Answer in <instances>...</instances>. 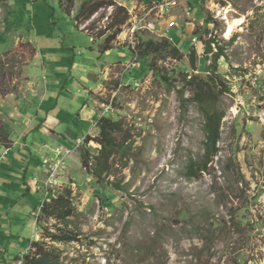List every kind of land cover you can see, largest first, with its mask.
<instances>
[{"label": "rangeland", "instance_id": "rangeland-1", "mask_svg": "<svg viewBox=\"0 0 264 264\" xmlns=\"http://www.w3.org/2000/svg\"><path fill=\"white\" fill-rule=\"evenodd\" d=\"M61 1L0 0V146H12V136L17 139L22 132L19 124L34 118L44 86L49 85L51 92L57 85L63 74L51 72L53 69L61 66L69 79L74 58L88 61L86 52L101 48L82 30L94 23L96 32L104 30L113 10L100 11L78 28L75 14L83 0L74 1L72 14L62 8ZM113 1L128 10L130 19L111 53L100 52L111 70L103 97H98L102 103L97 117L101 116L96 121L100 123L104 117L125 120L128 144L132 145L129 159L116 157L112 175L106 177L124 190L107 183L98 185L91 177L87 180L76 156L66 160L76 182H59L61 188L53 191L55 197L71 196L75 210L69 218L70 229L80 234V241L59 245L64 262L264 264V0H191L190 16L184 10L190 4L182 1L167 15L159 11L147 15L165 0ZM146 15V20H140ZM240 19L242 23L227 38L228 22ZM171 21L177 27L169 30ZM195 32L198 48L192 43ZM165 38L168 45L163 43ZM214 38L213 53L219 47L224 51L218 71L230 92L218 102L225 114L219 153L208 171L189 179L185 168L190 157L202 154L204 120L195 105L184 113L178 91L186 86V75L190 79L209 70L212 54L205 55L204 50ZM150 42L162 46L146 49ZM172 44L180 49V58L173 56ZM192 52L197 55V70L190 66ZM145 53L148 57L142 59ZM89 55L91 61L96 60ZM152 62L161 78L151 70ZM91 81L88 87L95 89L97 84ZM186 88V97H190L192 87ZM99 134V125L93 128L92 124L88 136ZM72 144L75 148L79 142L74 139ZM90 145L85 147L97 155L99 147L93 142ZM47 178L48 168L45 182ZM41 204L36 212L39 233L32 241L43 240L44 230L54 232L59 224L44 216ZM3 206L7 208L2 210V225L34 221L27 206V214L9 212L4 201ZM32 241L29 238L20 251L30 248Z\"/></svg>", "mask_w": 264, "mask_h": 264}, {"label": "crops", "instance_id": "crops-1", "mask_svg": "<svg viewBox=\"0 0 264 264\" xmlns=\"http://www.w3.org/2000/svg\"><path fill=\"white\" fill-rule=\"evenodd\" d=\"M189 1L191 3V0ZM91 38L100 47L102 41H96L92 36ZM54 53L52 55H55ZM89 53L95 55V61H91L92 56ZM106 53H111V50ZM86 54L89 56L88 61L75 60L74 58L70 67L69 79H67L66 72L59 69L61 66L51 71L63 74L58 76L57 85L51 92L48 91L50 90L49 85L44 86V94L39 101L38 108L34 111V118L27 122L26 126L19 124L22 132L16 136L17 139L12 136V146H0V221L5 214L2 210L6 211L4 208H7L3 206V201L8 203L9 212L27 214V211H24L27 206L31 208L30 215L33 214L34 217V221H27L25 225L0 224V264H21L22 257L29 248L22 251L20 249L29 238L32 241L38 237L39 232L36 233V230L39 229V225L36 212L38 206L46 199L44 189L46 165L44 160L54 159L56 150L73 148L74 139L81 143L83 138L92 132V122L101 116L100 114L97 117V114L100 113V103H102L98 97H103L102 93L107 87L106 82L111 66H108V61L102 59L100 49L98 52L93 50ZM38 58L36 50L35 59ZM72 70H77L83 75L78 77L73 74ZM91 80L97 84L95 89L88 87ZM23 142L25 145H22ZM71 156H76V159H79L82 168L79 151L75 150L68 155L65 158V163ZM64 169L65 173L61 172L58 182L67 185L70 180L75 181V179L72 178L70 165L65 164ZM82 170L84 171L83 168ZM84 173L87 175L86 171ZM86 179L90 180L88 175ZM54 197L53 193L48 200Z\"/></svg>", "mask_w": 264, "mask_h": 264}, {"label": "trees", "instance_id": "trees-1", "mask_svg": "<svg viewBox=\"0 0 264 264\" xmlns=\"http://www.w3.org/2000/svg\"><path fill=\"white\" fill-rule=\"evenodd\" d=\"M74 1L62 0L60 2L62 8L68 14H72L74 10ZM108 8H111L113 12L107 17L108 24L104 27V30L96 32V23L84 29L94 40L103 39L100 45L101 53L114 49L122 27L130 19L128 10L123 6H118L113 0H83L75 14L77 27L80 28V25L94 19L100 11ZM197 34L198 32L194 33V35ZM168 41V38H165L163 43L168 45ZM213 45L217 46L215 38L214 40L210 39L205 44V55L212 54L209 70H207L206 74L203 76H192L190 79L186 75L184 78L186 86H183L184 88L178 91L184 113L188 112L191 105H195L204 120L202 154L196 158L190 157L185 168V176L189 179L197 178L202 172L208 171V168L214 163V158L219 153L217 144L221 136V121L225 114L222 110L218 109V102L224 94L230 92V88L226 86V79L218 71V62L221 57H224V51L219 47L217 48V52L213 53ZM161 46L162 44L150 42L146 44V49H158ZM171 52L174 57H181L178 47L174 46ZM147 57L146 53L141 56L142 59ZM196 57L195 52H192L189 58L190 66L194 70H197ZM154 65L153 62L150 64L151 70L155 76L161 78V73L157 71ZM162 80L164 83L174 86L168 78L162 77ZM188 86L192 87V95L190 97H186V87ZM99 122V136L96 138L87 136L84 139V145L79 148L82 168L86 171L88 177L95 179L98 185L107 183V185L122 191L124 188L121 187L120 183L106 180V177L112 175L116 157L120 156L121 160L129 159V151H131L132 145L128 144V134L125 130L126 123L125 120L116 121L106 117L101 118ZM91 142L99 147L97 155L92 154L90 148L85 147ZM8 144L10 143H6V146ZM74 210L75 207L71 201V196L67 193L60 194L58 197H54L45 203L42 213H44L45 217L56 219L59 224L55 226L54 232L45 229L42 237L43 240L32 241L29 250L22 257V264H66L64 262V251L59 245H68L80 241V234L70 229L72 222L69 218L73 215Z\"/></svg>", "mask_w": 264, "mask_h": 264}, {"label": "built area", "instance_id": "built-area-1", "mask_svg": "<svg viewBox=\"0 0 264 264\" xmlns=\"http://www.w3.org/2000/svg\"><path fill=\"white\" fill-rule=\"evenodd\" d=\"M181 1H182V3L184 2L183 5L190 4L189 7H187V6L184 7V10L186 11L187 15L190 16V14H192V5H191L189 0H165L164 3H162L160 5H157L154 8H152L151 10H149L147 15H150L152 12H155V11H159L163 15H167L168 11L181 6V5H179ZM147 15L145 17H142L140 20H146L148 18ZM160 18L163 19V17H160ZM148 26L151 29H154L152 23L148 24ZM176 27H177V25L175 24V21H171V22L168 23V29L169 30H171L173 28H176ZM82 29H84L83 26H82ZM198 40H199V38H198L197 35L194 36L193 39H192L193 46L196 47V48H198V44H200ZM215 46L216 45H213V48ZM104 107L105 108H109V107H106V106H104ZM261 119L264 122V111L261 112ZM92 124H93V128H96L99 125L98 121H96V120H94L92 122ZM91 133H90V135H91ZM80 144L81 143H79L75 148L73 147L71 149H69V148H61L60 150H56L55 158H57L58 160L54 161V163H51L49 161L44 162V164L46 165V168H48V178H47V182H45V184H44L46 199L41 204L40 211L43 210V208L45 206V203L50 201V200H48V198H50V196L54 193L53 190H55L57 188H61V184L58 182V180H59V177L61 176V172L64 170L63 169V165L65 164V158L68 155H70L73 151L77 150V148L80 146ZM60 160H62V162H64L63 165H62L61 162H59ZM36 216L39 217V214L36 215Z\"/></svg>", "mask_w": 264, "mask_h": 264}, {"label": "bare ground", "instance_id": "bare-ground-1", "mask_svg": "<svg viewBox=\"0 0 264 264\" xmlns=\"http://www.w3.org/2000/svg\"><path fill=\"white\" fill-rule=\"evenodd\" d=\"M242 23V20H235V21H229L228 22V30L226 33V37L230 38L232 33L235 31V28L238 27Z\"/></svg>", "mask_w": 264, "mask_h": 264}]
</instances>
